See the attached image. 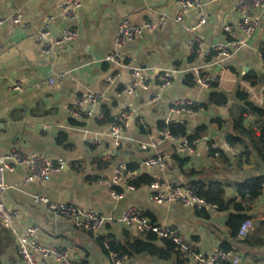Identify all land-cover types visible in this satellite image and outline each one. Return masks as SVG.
<instances>
[{
  "label": "crops",
  "instance_id": "crops-1",
  "mask_svg": "<svg viewBox=\"0 0 264 264\" xmlns=\"http://www.w3.org/2000/svg\"><path fill=\"white\" fill-rule=\"evenodd\" d=\"M201 1V14L189 10L176 22L180 14L178 0H80L81 6L72 19L59 16L62 0H0V19L5 21L0 28V156L14 151L64 163L62 171L52 173L43 183L27 182L28 172L22 167L6 173L8 190L1 200L18 217L11 229L0 225V264H21L17 242L32 228L36 231L31 241L46 249H61L78 264H111L108 244L124 245L146 237L120 222L108 223L96 232L79 231L70 220L54 217L47 205L35 203V197L103 217L115 218L133 208L153 224L178 230L206 257L227 249L240 259L239 264H264V189L254 201L240 199L236 193L237 185L264 178V160L246 138H241L243 144L226 143L227 137H238L233 122L244 108L238 95L264 109V82L260 80L264 74L257 55L264 49V17L238 53L219 66L204 68L209 58L189 50L193 36L203 41L205 49L229 41L223 32L225 27L231 28L238 40L243 36L237 28L241 19L239 0ZM14 15H20V26L11 22ZM50 17L54 18L48 38L50 50L44 54L34 40ZM159 17L166 19L164 27L144 30L138 38L115 46L116 31L122 22L141 27L157 24ZM63 30L75 31L76 39L55 45ZM115 53L123 56L130 67L145 70L148 89H137L132 95L120 93L131 74L128 69L105 62ZM193 68H203L204 74L216 78V92L226 98L225 106L210 105L211 87L207 90L196 86L189 72L175 75L164 90L159 89L160 70ZM64 73L71 78L47 83ZM110 77L113 80L109 82ZM15 83L21 92L11 91ZM88 94L102 95L105 100L92 109L90 118L72 117L75 100ZM172 101L202 106L191 115L170 118L172 123L182 125L187 141H196L191 151L180 149L184 138L165 139L160 135ZM104 110L108 116L98 119ZM121 113H128V127L115 147L109 122ZM242 126L258 136L259 126L252 114H244ZM207 143L221 149L218 157L209 154ZM150 144L157 146L145 151L139 148ZM156 155L165 157V166L146 167L144 162ZM121 164L130 167L136 179L151 184L126 192L122 183L115 188L122 198L115 201L110 196L114 190L112 174ZM189 183L205 190L210 184H219L224 202L229 203L227 209L204 208L199 215L193 208L174 203L156 205L149 200L164 192L167 185ZM236 206L242 210L239 214L252 222L244 240L231 237L239 226H227L229 217L237 215ZM27 249L35 264H58L52 259L43 260L29 246ZM123 259V264H176L182 260L173 257L158 261L149 256Z\"/></svg>",
  "mask_w": 264,
  "mask_h": 264
},
{
  "label": "built area",
  "instance_id": "built-area-1",
  "mask_svg": "<svg viewBox=\"0 0 264 264\" xmlns=\"http://www.w3.org/2000/svg\"><path fill=\"white\" fill-rule=\"evenodd\" d=\"M60 5L59 16L65 18H74L79 10L81 3L80 0H62ZM220 0H210V2H218ZM180 7V14L176 22L181 21L183 15L189 10H196L198 13L203 11V3L201 0H178ZM237 11L241 16L238 23V30L243 36V39L238 40L235 33L229 27H225L223 32L228 36L229 41L222 45H212L205 49L203 41L196 36H193L189 42V50L193 55H199L204 53L209 58V64L204 68L216 67L220 63L229 59L236 53H238L246 44V39L250 38L257 30L261 19L264 17V0H239L237 4ZM257 12L252 17L253 12ZM11 22L17 26L21 24L20 15H14L10 18ZM5 21L0 19V28L4 25ZM54 23V18L50 17L40 28L37 36L34 40L41 52L47 54L50 50L48 38L50 35V25ZM166 19L159 17L157 24L145 23L143 26L138 27L130 24L127 21L122 22L115 35L114 44L116 47H121L125 43L138 38L144 30L153 31L156 28H162L165 26ZM192 29L191 31H194ZM77 33L75 31L63 30L60 39L55 45H59L64 42L75 40ZM259 61L261 63L262 73L264 74V49L257 53ZM109 62L114 66L121 69H128L131 74V80L126 83L122 89L121 94L132 95L135 90H146L149 87L148 78L145 76L143 69L130 67L125 63V58L117 53L107 57L105 62ZM189 72L194 76V83L196 86L202 89H210L211 85L216 83V78L203 73V68H193L185 71L177 70H160L157 80L160 90H164L171 82L173 77L177 74ZM71 77L68 73L58 74L53 79H49L47 83L52 85L54 81L62 82L69 80ZM109 82L113 80L112 77L107 79ZM261 82H264V76L261 77ZM11 91L21 92L19 84L15 83L11 86ZM157 98V96H156ZM104 97L97 94H88L85 97L78 98L72 105L70 114L74 118H90L92 116V109L103 103ZM199 105L186 102V101H172L169 105L168 114L163 121V129L161 137L168 139L172 138L167 127L172 123L171 117L180 114L191 115L195 108ZM103 112H99L98 119H103ZM128 113H121L117 116H112L110 126V136L113 139L114 146L120 145L122 134L128 127ZM96 142H88V144H95ZM196 141L189 142L186 139L181 140L180 149L182 151H191L192 146ZM157 145H140L141 151L147 149H155ZM207 151L213 153V157L220 155L221 149L213 143H207ZM64 163L61 160L48 161L43 157L36 155H22L18 152H11L7 155L0 156V225L6 229H11L14 221L18 217L16 211L9 210L5 207L1 200V196L8 190V186L5 182L6 173L13 172L16 168L22 167L28 172L27 182H40L47 181L48 177L52 173H58L63 170ZM146 167H153L162 169L165 166V157L156 155L153 159H148L144 162ZM135 176L131 174L124 164L118 165L112 174V182L114 190L110 192V196L113 200L118 201L122 198L115 188H118L120 184H125L126 192H133L135 188L130 185L135 180ZM104 182V180H99ZM264 189V184L262 185ZM150 202L156 205L162 204H179L185 208H193L195 210H202L204 208L216 209L213 204H208L205 200L198 195L197 184L189 183L184 186H170L167 185L164 192L157 193L149 198ZM33 201L37 204H45L49 212L57 218H65L70 220L73 227L83 232H96L108 223L120 222L128 227H133L139 235L147 236L149 234L154 235L158 240H166L171 242L176 251L179 253V258L182 259L183 264H239L240 259L231 251L217 250L212 256L206 257L202 253L198 252L195 247L188 244L181 233L171 227H162L151 223L141 212L133 208L124 210L118 217H103L95 214L92 211H82L74 206L66 204H50L44 198L35 197ZM252 229V222L249 219L244 220L238 227L236 237L239 240H244L249 235ZM36 229L32 228L28 231L27 236L18 240L17 242V255L20 258L21 264H35L30 252L27 249L38 254L43 260L52 259L58 264H78L71 261L66 252L58 248L46 249L31 241ZM111 264H123V258L119 257L114 252H108Z\"/></svg>",
  "mask_w": 264,
  "mask_h": 264
},
{
  "label": "trees",
  "instance_id": "trees-1",
  "mask_svg": "<svg viewBox=\"0 0 264 264\" xmlns=\"http://www.w3.org/2000/svg\"><path fill=\"white\" fill-rule=\"evenodd\" d=\"M251 81L253 78H248ZM254 82V81H252ZM217 86L215 84L211 85V94L209 95V103L212 106H225L227 103L226 98L223 94L217 93ZM238 98L244 103V108H242L238 112L237 119L233 122L234 129L238 137H227L226 143L229 146H233L236 144H243L241 138H246L248 140V144L253 148L257 155L260 156L261 159L264 160V109L255 107L254 105L246 102L245 96L238 95ZM202 106H198L195 108L196 111ZM204 107V106H203ZM252 114L257 119V124L259 126L258 136L253 134V131H248L242 126L243 116L244 114ZM104 120L108 114L104 110L103 112ZM112 118L110 119L109 124L111 123ZM167 131L172 138H186V133L182 125L171 123L167 127ZM192 142V141H190ZM213 156V153H210ZM128 171H130V167H127ZM132 170V169H131ZM151 184L149 180L144 179H136L130 183L134 188L138 189L141 186H145ZM264 184V178H257L250 180L246 183L236 186V193L240 199L247 201H254L257 199L262 191V185ZM198 195L202 197L206 203L213 204L216 206L217 210L223 211L226 210L229 203L224 202V192L221 189L219 184H210L208 188L205 190L204 187L197 184ZM237 215H232L229 217L227 221V226L231 229H234V226H240V224L248 219L246 216H241L239 213L242 211L237 206L234 207ZM199 215L203 214L202 210H197ZM238 228V227H237ZM231 233V237H236L237 229ZM110 252L116 253L119 257L125 259H133L139 256H149L151 258H155L158 261H168L173 257H179V253L176 251L175 246L166 240H158L154 235L149 234L145 238L136 239L131 243H125L124 245H114L113 243L108 244V250ZM223 251H228L227 249H223ZM176 264H183L182 260H177Z\"/></svg>",
  "mask_w": 264,
  "mask_h": 264
},
{
  "label": "bare ground",
  "instance_id": "bare-ground-1",
  "mask_svg": "<svg viewBox=\"0 0 264 264\" xmlns=\"http://www.w3.org/2000/svg\"><path fill=\"white\" fill-rule=\"evenodd\" d=\"M111 119V118H110Z\"/></svg>",
  "mask_w": 264,
  "mask_h": 264
}]
</instances>
